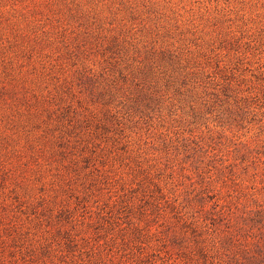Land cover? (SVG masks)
Wrapping results in <instances>:
<instances>
[{
	"label": "rangeland",
	"instance_id": "374dc122",
	"mask_svg": "<svg viewBox=\"0 0 264 264\" xmlns=\"http://www.w3.org/2000/svg\"><path fill=\"white\" fill-rule=\"evenodd\" d=\"M0 264H264V0H0Z\"/></svg>",
	"mask_w": 264,
	"mask_h": 264
}]
</instances>
